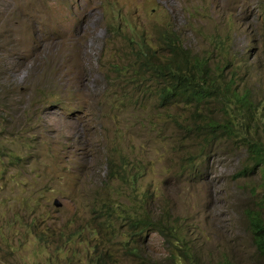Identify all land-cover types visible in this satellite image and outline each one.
<instances>
[{
    "label": "rangeland",
    "instance_id": "rangeland-1",
    "mask_svg": "<svg viewBox=\"0 0 264 264\" xmlns=\"http://www.w3.org/2000/svg\"><path fill=\"white\" fill-rule=\"evenodd\" d=\"M263 7L264 0H0V264H88L94 255L139 264L128 255L126 227L97 205H139L143 192L157 216L186 230L204 264H264L250 225L260 173H243L242 141L205 140L197 124L213 107L201 114L163 105L153 80L132 81L139 43L161 49L163 34L175 32L262 98ZM125 157L145 167L135 187L117 175ZM140 240L156 258L169 254L158 232Z\"/></svg>",
    "mask_w": 264,
    "mask_h": 264
},
{
    "label": "trees",
    "instance_id": "trees-1",
    "mask_svg": "<svg viewBox=\"0 0 264 264\" xmlns=\"http://www.w3.org/2000/svg\"><path fill=\"white\" fill-rule=\"evenodd\" d=\"M159 43L164 44L163 48H153L142 41L139 43L136 57L140 63L134 73L138 79L133 78L132 81L143 82V76L153 80L155 88L160 90L159 100L163 105L184 103L194 106L201 114L205 107H213L214 115L202 116L204 120L197 124L205 140L228 136L242 141L247 153L243 173H260V202L258 208L250 213V225L257 250L264 255V96L255 98L252 88L243 83L245 78L242 79L238 73H229L221 64L211 65L209 58L185 47L175 32H165ZM121 163L122 167L116 169L117 175L123 184L131 183L135 187L146 171L141 159L131 161L125 157ZM150 194H138L139 205L105 200L98 203L97 209L101 215H106L107 220L126 227V249L136 263L204 264L186 230L179 229L168 214L157 216L147 205L143 197ZM148 231L164 236L169 249L167 256L156 258L143 250L140 237ZM88 264L115 263L94 255ZM217 264L230 263L226 258Z\"/></svg>",
    "mask_w": 264,
    "mask_h": 264
},
{
    "label": "water",
    "instance_id": "water-1",
    "mask_svg": "<svg viewBox=\"0 0 264 264\" xmlns=\"http://www.w3.org/2000/svg\"><path fill=\"white\" fill-rule=\"evenodd\" d=\"M61 203H62V202H60L58 199L55 200V205H56V206H60V205H62Z\"/></svg>",
    "mask_w": 264,
    "mask_h": 264
}]
</instances>
